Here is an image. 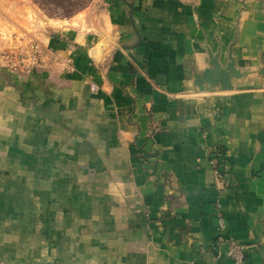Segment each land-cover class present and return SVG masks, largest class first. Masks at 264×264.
Wrapping results in <instances>:
<instances>
[{"label":"crops","instance_id":"obj_1","mask_svg":"<svg viewBox=\"0 0 264 264\" xmlns=\"http://www.w3.org/2000/svg\"><path fill=\"white\" fill-rule=\"evenodd\" d=\"M101 6L0 73V264H264V0ZM210 52L253 73L201 90Z\"/></svg>","mask_w":264,"mask_h":264},{"label":"rangeland","instance_id":"obj_2","mask_svg":"<svg viewBox=\"0 0 264 264\" xmlns=\"http://www.w3.org/2000/svg\"><path fill=\"white\" fill-rule=\"evenodd\" d=\"M101 1L102 0H0V31L3 30V33H1L2 36L0 37V52L6 51L7 49L9 50V48H12L15 44L14 37V41H11L12 39L11 36L9 38V33L12 35L14 32H17L18 35H25L28 36V38L43 42L42 38L48 33L60 28L62 21L73 17H76L73 21L74 25L78 26L80 24L84 30H88L93 26L88 24V18L95 19V17L100 15L102 9ZM88 9L90 10L88 11ZM86 14L88 18L84 17ZM80 18L82 23L76 21ZM261 67H264V64L259 68ZM2 68H4V66L0 63V73L3 71ZM258 76L263 77L260 75ZM54 185H57V183H54ZM62 199L65 200V198ZM53 200L54 197H50V221H56L63 211L60 210L58 213L56 212L57 207L60 208V205L53 204ZM66 204L68 203L66 202L65 205ZM38 205L39 203H37V206ZM52 207H56V210L52 209ZM71 211L62 212L65 219H68V221L82 219V214ZM72 214H74V217L71 216ZM53 231L55 230H50V238L56 237V232ZM66 235H68V231Z\"/></svg>","mask_w":264,"mask_h":264},{"label":"built area","instance_id":"obj_3","mask_svg":"<svg viewBox=\"0 0 264 264\" xmlns=\"http://www.w3.org/2000/svg\"><path fill=\"white\" fill-rule=\"evenodd\" d=\"M15 44L12 48L0 52V63L13 71L30 73L34 70L44 67L45 62L48 60L50 51L45 47L42 42L28 38V36H18L13 40ZM95 83L90 84L92 92L97 91ZM218 228L220 233L225 230L224 220L220 216L218 218ZM222 237V234L220 235ZM247 244L229 240L227 249L223 254L229 258L233 264H245Z\"/></svg>","mask_w":264,"mask_h":264},{"label":"water","instance_id":"obj_4","mask_svg":"<svg viewBox=\"0 0 264 264\" xmlns=\"http://www.w3.org/2000/svg\"><path fill=\"white\" fill-rule=\"evenodd\" d=\"M220 55V52L209 53V66L195 76L194 83L199 89L202 90L210 84L219 86L222 90H228L233 87L232 79H240L253 73V71L237 68L231 53L227 56L228 61L225 63L220 59ZM256 73L264 77V67L258 68Z\"/></svg>","mask_w":264,"mask_h":264}]
</instances>
